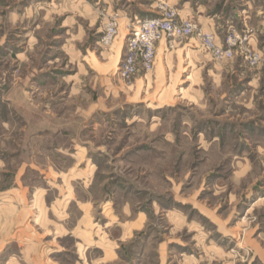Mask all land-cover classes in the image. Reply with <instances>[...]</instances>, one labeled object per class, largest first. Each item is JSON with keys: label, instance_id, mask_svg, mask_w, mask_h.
Returning a JSON list of instances; mask_svg holds the SVG:
<instances>
[{"label": "rangeland", "instance_id": "obj_1", "mask_svg": "<svg viewBox=\"0 0 264 264\" xmlns=\"http://www.w3.org/2000/svg\"><path fill=\"white\" fill-rule=\"evenodd\" d=\"M148 3L0 0V264H264L263 91L195 36L122 78Z\"/></svg>", "mask_w": 264, "mask_h": 264}, {"label": "built area", "instance_id": "obj_2", "mask_svg": "<svg viewBox=\"0 0 264 264\" xmlns=\"http://www.w3.org/2000/svg\"><path fill=\"white\" fill-rule=\"evenodd\" d=\"M159 11L150 17L124 16L119 11L107 15L100 41L111 45L119 34L120 20L127 19V34L123 45V55L117 71L122 78L130 79L139 71H150L154 67L157 49L164 41L167 47L173 42L195 36L206 51L216 61L242 56L251 66H264V52L249 48L246 36L232 31L218 43L214 31L198 27L191 17H182L175 8L161 3ZM130 21V22H129Z\"/></svg>", "mask_w": 264, "mask_h": 264}, {"label": "crops", "instance_id": "obj_3", "mask_svg": "<svg viewBox=\"0 0 264 264\" xmlns=\"http://www.w3.org/2000/svg\"><path fill=\"white\" fill-rule=\"evenodd\" d=\"M166 2L167 6L176 7L175 9L181 16L191 17L203 29L214 31L218 36L219 44L224 42L228 33L234 31L237 34L246 36V44L249 48L264 52V0H214V2L208 0H166ZM157 6L158 0H149L145 9L137 8L140 14L135 15H155L158 12ZM183 48L184 46L181 49ZM184 53L186 54V51ZM119 56L120 53L117 50L114 55L116 62ZM235 58L247 63L242 56L236 55ZM217 63L216 80H218L219 74L222 75L226 72L234 76V73L236 74L240 70L242 73L236 74L238 78L229 81L230 87H235V89L240 86L253 87V89L261 88L264 94V66L254 67L257 69L258 67L262 68V76L260 75L261 71L245 75V71L241 69L240 64L234 65L228 63V60H218ZM246 66L249 67L247 64ZM188 67V63L183 66L184 70ZM218 81L222 82V78L220 77ZM231 93L237 95L238 93L242 94L243 91H239V89L231 90ZM186 259L192 260L191 257Z\"/></svg>", "mask_w": 264, "mask_h": 264}]
</instances>
